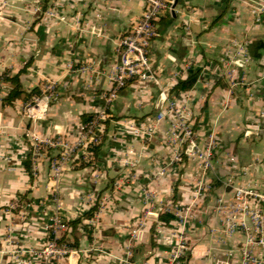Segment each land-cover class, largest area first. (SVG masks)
Returning <instances> with one entry per match:
<instances>
[{"label": "crops", "instance_id": "1", "mask_svg": "<svg viewBox=\"0 0 264 264\" xmlns=\"http://www.w3.org/2000/svg\"><path fill=\"white\" fill-rule=\"evenodd\" d=\"M263 1L174 0V10L156 21L149 50L155 81L130 82L108 103L118 44L146 0H0V264H39L34 253L54 215L78 222L60 234L72 252L53 264H165L180 217L190 260L220 256L231 242L217 201L228 202L233 187L260 182L264 169V14L251 13ZM232 41L247 44L235 86L222 62ZM196 73L190 90L173 91ZM11 79L20 92L13 100ZM47 79L58 99L32 121L24 105ZM172 101L201 149L214 135L210 171L185 155L173 160L184 150L174 141L175 119L166 113L156 122ZM89 115L103 116L93 160L76 156L53 176L49 153L28 174L33 136L74 143ZM130 124L154 125L155 135L137 137ZM200 182L206 192L195 199Z\"/></svg>", "mask_w": 264, "mask_h": 264}, {"label": "built area", "instance_id": "2", "mask_svg": "<svg viewBox=\"0 0 264 264\" xmlns=\"http://www.w3.org/2000/svg\"><path fill=\"white\" fill-rule=\"evenodd\" d=\"M174 10V0H146L145 8L140 17L134 22L128 33L118 44V63L114 66L111 75L112 88L107 96L110 103L117 97L118 92L128 83L134 81H155L153 77L154 61L149 55L150 46L158 36L156 21L158 18ZM251 13L259 18L264 14V1L258 4ZM52 15V12H48ZM247 57V44L232 41L224 52L222 62L226 65L225 73L232 86L236 84V67L241 65V58ZM240 58V59H239ZM67 70L72 72L73 65L67 64ZM80 71H84L81 68ZM1 84V79H0ZM59 93L54 81L47 79L39 96L32 97L24 105V114L32 121L40 120L48 107L58 99ZM166 113L172 114L175 119L174 141L183 146V151L175 150L173 160L181 162L183 155L197 162L198 169L205 173L213 167V152L216 139L213 134L208 135L206 146L201 149L197 136L185 117V113L178 108L175 102L167 104L166 112H160L156 122L160 121ZM259 117L264 119V112ZM103 121V116L98 115L86 126L82 125L81 136L74 143L63 142L58 139H39L32 137L31 164L33 166L41 160L42 150H60L58 157L51 160L50 167L57 176L62 167L68 164L80 151L85 154L89 146L97 145L100 136L97 133L98 126ZM131 133L143 139H151L155 135V127L151 125L145 129H139L134 124L126 127ZM34 141V142H33ZM44 156V154H43ZM83 156V157H84ZM245 174L248 170L243 168ZM260 182H250L242 186L233 187L232 197L226 202L217 201L216 209L222 215V234L231 242L221 255L213 261L204 264H264V169ZM206 192V186L199 183L195 192V199ZM177 232L168 239L171 246L169 258L165 264H197L191 258V249L185 239V221L180 217L177 221ZM48 235L45 245L36 253L39 264H53L54 261L65 258L72 251L59 243L60 234L66 231V226L58 215L50 217L45 224ZM239 237L240 240H232Z\"/></svg>", "mask_w": 264, "mask_h": 264}, {"label": "trees", "instance_id": "3", "mask_svg": "<svg viewBox=\"0 0 264 264\" xmlns=\"http://www.w3.org/2000/svg\"><path fill=\"white\" fill-rule=\"evenodd\" d=\"M226 2H228V1H226ZM197 77H198L197 73L189 76L186 80L176 84L173 88V91L174 92H183V91L190 90L194 86V84L197 80ZM11 81L14 83V90L12 91V93L9 97V100H13L14 98L18 97L20 94V92L17 91V89H18L17 82H15L12 79H11ZM34 94H35V96H39L41 94V92H37ZM96 117H98V115H89V116L84 117V119L82 121V125L86 126L87 124L92 122ZM99 147H100V143L97 145H94V146H89L87 148L86 151L91 156V158H92L91 160H93V158L96 156V153H97ZM90 161H89V163H90ZM87 164H88V162H87ZM27 172L29 175L32 174L31 173V161L30 160L27 163ZM164 218H166L167 220H170V219H172V216L171 215H160V219H164ZM76 222H78V221H76ZM76 222L74 221L72 223L75 224ZM72 223H64V224H66V226H68L69 224L71 225Z\"/></svg>", "mask_w": 264, "mask_h": 264}, {"label": "rangeland", "instance_id": "4", "mask_svg": "<svg viewBox=\"0 0 264 264\" xmlns=\"http://www.w3.org/2000/svg\"><path fill=\"white\" fill-rule=\"evenodd\" d=\"M43 139H45V138H43ZM47 139L58 140V139H60V138H47ZM31 140H32V138H31ZM61 140H63V139H61ZM64 141H65V140H63V142H64ZM33 142H34V141H33ZM65 142H67V141H65ZM68 143H70V142H68ZM31 145H32V144H31ZM42 152H43V153L41 154V155H42L41 159L46 158V155H48L49 153H51V159H50V160L54 161V158L58 157V154L60 153V150L58 151V150H54V149H53V150H49V151H47L46 153H44L45 151L42 150ZM54 152H55V156H54ZM81 152H82V151H80L79 153H77L76 156H80V157H81V155L84 156V153L82 152L83 154H81ZM43 154H44V156H43ZM78 154H79V155H78ZM76 156H75V157H76ZM75 157H74V158H75ZM90 157H91V156H90L89 154H85V156L83 157V159H85V160H89ZM74 158H73V159H74ZM73 159H72V160H73ZM72 160H71V161H72ZM39 161H40V160H39ZM39 161H38V162H39ZM71 161H70V162H71ZM38 162H36V164H37ZM70 162H69V163H70ZM69 163H68V164H69ZM36 164L33 166V163H32V169H33V171L36 170V168H35V167H36ZM68 164H66V165H68ZM66 165H64V166H66ZM64 166L62 167V169L64 168ZM50 169H51V167H50ZM62 169H61L60 171H62ZM51 171H52V169H51ZM52 172H53V176H54V171H52Z\"/></svg>", "mask_w": 264, "mask_h": 264}]
</instances>
